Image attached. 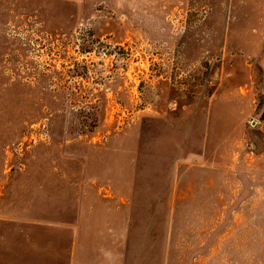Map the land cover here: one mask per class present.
I'll return each instance as SVG.
<instances>
[{"label": "rangeland", "instance_id": "rangeland-1", "mask_svg": "<svg viewBox=\"0 0 264 264\" xmlns=\"http://www.w3.org/2000/svg\"><path fill=\"white\" fill-rule=\"evenodd\" d=\"M0 264H264V0H0Z\"/></svg>", "mask_w": 264, "mask_h": 264}, {"label": "crops", "instance_id": "crops-1", "mask_svg": "<svg viewBox=\"0 0 264 264\" xmlns=\"http://www.w3.org/2000/svg\"><path fill=\"white\" fill-rule=\"evenodd\" d=\"M91 244L93 245L94 243H91ZM92 247H94V245ZM88 248L90 249L91 247H88Z\"/></svg>", "mask_w": 264, "mask_h": 264}]
</instances>
